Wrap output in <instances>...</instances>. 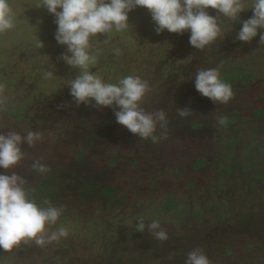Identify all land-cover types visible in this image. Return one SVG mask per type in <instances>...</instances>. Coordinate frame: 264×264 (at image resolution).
<instances>
[{
	"label": "rangeland",
	"instance_id": "obj_1",
	"mask_svg": "<svg viewBox=\"0 0 264 264\" xmlns=\"http://www.w3.org/2000/svg\"><path fill=\"white\" fill-rule=\"evenodd\" d=\"M8 2L14 27L0 33V133H42L34 147L22 146V167L12 171L35 183L42 174L32 170L33 161L50 168L66 211L54 229L63 227L67 235L43 247L27 241L0 249V264H184L197 247L211 264H264V30L251 42L235 40L253 10L237 21L221 16L223 38L204 50L190 45L189 32L157 34L143 7L129 13L127 29L92 39L91 72L110 83L128 75L148 81L144 107L163 109L169 121L166 138L153 143L118 123L104 130L111 107L77 106L69 82L80 70L60 59L66 46L54 38V14L42 0ZM198 68L253 77L232 87L227 104H215L195 89ZM45 72L53 75L45 78ZM182 108L190 109L187 117L178 115ZM224 117L232 119L226 126ZM94 121L101 126L90 125ZM164 132L157 127L158 137ZM79 147L84 152L76 157ZM198 156L208 163L196 169ZM83 175L94 186L86 189ZM108 185L117 187L114 199ZM167 194L177 199L174 209L161 208ZM40 196L38 203L50 201ZM153 220L167 232L166 241L146 228L134 230Z\"/></svg>",
	"mask_w": 264,
	"mask_h": 264
},
{
	"label": "clouds",
	"instance_id": "obj_2",
	"mask_svg": "<svg viewBox=\"0 0 264 264\" xmlns=\"http://www.w3.org/2000/svg\"><path fill=\"white\" fill-rule=\"evenodd\" d=\"M42 7L54 14L55 40L66 46L62 59L80 73L69 82L70 96L80 106L94 102L96 107H111L116 122L140 140L151 139L153 143L166 138L169 125L163 109L147 111L144 107L150 92L148 81L137 75H128L116 83L104 81L89 65L95 63L91 54L92 39L98 34L123 31L129 26V13L136 8L149 10L157 34L167 30L170 33L189 32L192 47L204 50L218 38H223L225 28L220 17L237 21L240 13L251 8L253 15L242 21L235 40L251 42L264 30V0H42ZM208 9L217 10L216 15ZM14 27V13L8 0H0V33ZM259 43H264V31L260 32ZM45 78L53 73L45 72ZM195 89L213 103L227 104L234 92L229 83L220 78L218 68H198L194 82ZM190 109H177L180 117H187ZM164 129L157 136V127ZM42 133L28 131L21 135L17 131L0 133V249L10 251L21 242L32 241L43 247L60 241L67 235L63 227L55 228L62 211L50 201L38 203L30 196L28 180L12 171L24 158L23 145L34 147L42 141ZM32 170L40 174L50 168L35 160ZM141 232L147 229L157 240L166 241L168 234L159 220L147 225L139 222ZM184 264H211L210 258L199 247L187 254Z\"/></svg>",
	"mask_w": 264,
	"mask_h": 264
},
{
	"label": "trees",
	"instance_id": "obj_3",
	"mask_svg": "<svg viewBox=\"0 0 264 264\" xmlns=\"http://www.w3.org/2000/svg\"><path fill=\"white\" fill-rule=\"evenodd\" d=\"M233 73L234 72H232L229 75H225V77L223 76V77H220V78L224 82L229 83L232 87H234V86L246 85L249 82V80L253 77L252 74H249L250 77H241L239 75L234 77L235 74L233 75ZM242 74L243 73H241V75ZM257 114H258V111L256 113H254V115H257ZM110 118H111L110 119L111 121L109 123H104L102 125L104 130H106V128L108 129L109 125H114V126L116 125L117 126V122H116V119H115L113 111L111 112V117ZM226 118L227 117H224V121H225ZM228 118H230V117H228ZM234 119L235 118H233V120ZM230 121H232V119L231 120L229 119L228 121H225L223 126L228 125L230 123ZM90 125L99 127V126H101V123H98L97 121H94V122H92V124L90 123ZM95 131H97V130L90 131L89 133L92 134ZM113 132H116V131H113ZM83 152L84 151L82 149H80V147H79L76 150V155L75 156L76 157L77 156L81 157ZM207 163H208V161L206 160L205 156H198V157H196L194 159L192 166L197 169V168L205 166ZM17 166L22 167V164L19 163ZM224 170L228 171V168H225ZM81 178H82V182H83L84 187H86V189L87 188L89 189L92 186L91 183H93L92 180L90 179V176L86 177L85 175H83ZM93 186H94V183H93ZM28 187L31 189L30 196L32 198H34L36 201L39 200V198H37V195L41 194L40 197H43L45 199L47 197L53 205H55V206H57L59 208V202H60L59 197H58V189L59 188L56 186L55 179L53 178V173L51 171L42 174L40 176V178L38 179V182H35V183L29 182L28 183ZM105 188H106V193L109 194V197L114 199V196H116V188L117 187L115 185H108ZM176 202H177V199L173 195L167 194L166 201L162 204L161 208L163 210L174 209V207L177 204ZM61 211H62V215H61V220H62L66 216L65 215L66 211L65 210H61ZM134 230L136 232H140L141 231L138 224L134 227ZM249 246L250 245H246L247 248ZM254 261L257 262V260H254ZM134 262H136V261H134ZM242 262H244V264L245 263L248 264L249 260H244ZM255 262H253V264H255Z\"/></svg>",
	"mask_w": 264,
	"mask_h": 264
}]
</instances>
